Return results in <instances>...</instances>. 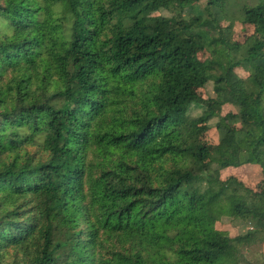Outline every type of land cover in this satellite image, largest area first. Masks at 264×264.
I'll list each match as a JSON object with an SVG mask.
<instances>
[{"label":"trees","instance_id":"16d2710c","mask_svg":"<svg viewBox=\"0 0 264 264\" xmlns=\"http://www.w3.org/2000/svg\"><path fill=\"white\" fill-rule=\"evenodd\" d=\"M203 1L0 0V264H249L264 0ZM243 165L261 168L256 190L221 180ZM224 219L249 229L231 237Z\"/></svg>","mask_w":264,"mask_h":264},{"label":"rangeland","instance_id":"374dc122","mask_svg":"<svg viewBox=\"0 0 264 264\" xmlns=\"http://www.w3.org/2000/svg\"><path fill=\"white\" fill-rule=\"evenodd\" d=\"M208 0L201 3L204 7ZM250 3L251 0H236V3ZM162 14H168L166 11H162ZM153 14H159L154 12ZM228 22L224 21L222 26H228ZM233 39L239 42H244L249 36L252 35L253 29L251 27L243 26L239 21H236L233 27ZM209 57V53L204 51H197L194 55L195 60L198 62L204 61ZM236 73L243 79L249 76V73L239 68L236 69ZM213 96V83L208 84L204 90H197L198 99H208ZM201 109H196L194 114H197ZM230 111L235 112L236 109L232 106L226 105L223 108L222 116L228 114ZM217 120L212 121V125H215ZM202 141L208 144H217L219 141V134L215 128H212L207 134L202 136ZM221 180H227L230 177H236L246 186L256 190L258 185L262 182L263 175L262 170L257 165H243L241 167H229L222 169L219 173ZM218 230L227 232L231 237H236L240 234H244L249 229V226L241 222L240 220L231 221L224 219L216 225ZM245 258L249 264H264V240L260 241L251 247L244 250Z\"/></svg>","mask_w":264,"mask_h":264}]
</instances>
